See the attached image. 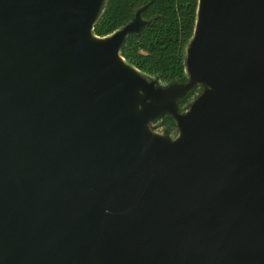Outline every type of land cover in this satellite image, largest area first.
Listing matches in <instances>:
<instances>
[{
	"label": "water",
	"instance_id": "1",
	"mask_svg": "<svg viewBox=\"0 0 264 264\" xmlns=\"http://www.w3.org/2000/svg\"><path fill=\"white\" fill-rule=\"evenodd\" d=\"M105 3L0 0V264H264V0H198L171 83Z\"/></svg>",
	"mask_w": 264,
	"mask_h": 264
},
{
	"label": "trees",
	"instance_id": "2",
	"mask_svg": "<svg viewBox=\"0 0 264 264\" xmlns=\"http://www.w3.org/2000/svg\"><path fill=\"white\" fill-rule=\"evenodd\" d=\"M198 0H106L105 7L94 25L97 36L113 33L133 18L144 6L142 18L148 22L137 33H130L121 47V55L139 70L162 82L186 79L185 47L194 30ZM193 88L179 101L180 110L199 92ZM175 120L164 115L153 122L154 128L164 126L171 133Z\"/></svg>",
	"mask_w": 264,
	"mask_h": 264
},
{
	"label": "rangeland",
	"instance_id": "3",
	"mask_svg": "<svg viewBox=\"0 0 264 264\" xmlns=\"http://www.w3.org/2000/svg\"><path fill=\"white\" fill-rule=\"evenodd\" d=\"M152 76H153V75H152ZM163 83H168V82H163ZM155 130L158 131V132H161V133H164V132H165V131H164V126H158V127L155 128ZM177 133H178V131H177V128H176V123H175V125H174V127H173V130H172V132L170 133V135L174 137V136L177 135Z\"/></svg>",
	"mask_w": 264,
	"mask_h": 264
}]
</instances>
